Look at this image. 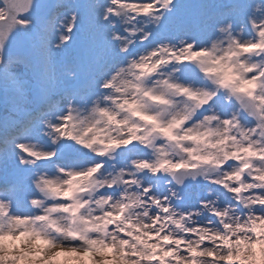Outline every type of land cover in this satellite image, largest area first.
I'll return each instance as SVG.
<instances>
[{
	"label": "snow or ice",
	"instance_id": "snow-or-ice-1",
	"mask_svg": "<svg viewBox=\"0 0 264 264\" xmlns=\"http://www.w3.org/2000/svg\"><path fill=\"white\" fill-rule=\"evenodd\" d=\"M0 264H264V0H0Z\"/></svg>",
	"mask_w": 264,
	"mask_h": 264
}]
</instances>
